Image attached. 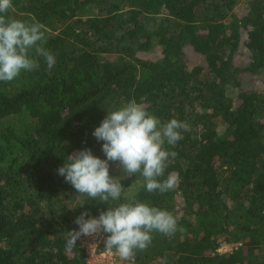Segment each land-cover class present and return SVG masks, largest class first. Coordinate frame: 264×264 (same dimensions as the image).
<instances>
[{
	"label": "trees",
	"instance_id": "1",
	"mask_svg": "<svg viewBox=\"0 0 264 264\" xmlns=\"http://www.w3.org/2000/svg\"><path fill=\"white\" fill-rule=\"evenodd\" d=\"M13 5L10 17L45 26L57 62L49 72L38 58V70L0 82V264H87L80 239L66 249L67 233L82 211L108 205L77 199L57 169L85 148L105 159L92 132L132 98L190 126L165 146L178 153L165 173L178 176L172 191L148 193L141 177L110 166L129 199L166 209L185 229L154 233L135 264H264V86L244 87L264 77V0ZM153 47L156 60L144 56Z\"/></svg>",
	"mask_w": 264,
	"mask_h": 264
},
{
	"label": "clouds",
	"instance_id": "2",
	"mask_svg": "<svg viewBox=\"0 0 264 264\" xmlns=\"http://www.w3.org/2000/svg\"><path fill=\"white\" fill-rule=\"evenodd\" d=\"M13 9V0H0V82L3 83L38 70V58L43 59L49 72L57 62L45 47V26L38 21L10 17ZM189 130L187 122L176 118L162 122L147 110L145 103H138L135 98L107 111L92 132L97 142H103L101 151L105 159L85 148L67 156L63 166L57 169V174L79 194L77 199L108 205L98 216L82 211L75 218L78 230L67 233L66 249L75 248L82 237L103 236L106 252L118 256L122 264H135L137 253L152 246L154 233L164 237L183 233L185 229L171 212L129 199L130 187L125 189L119 178L110 175V166H118L128 177H141L148 193H168L176 187L178 176L174 172L165 173L178 153L165 146L174 148ZM161 264H168L167 257L161 259Z\"/></svg>",
	"mask_w": 264,
	"mask_h": 264
},
{
	"label": "rangeland",
	"instance_id": "3",
	"mask_svg": "<svg viewBox=\"0 0 264 264\" xmlns=\"http://www.w3.org/2000/svg\"><path fill=\"white\" fill-rule=\"evenodd\" d=\"M240 6H244L242 3L239 4ZM190 52V51H189ZM145 57L152 59V60H156L159 56V52H158V48L153 47L149 52H147L146 54H144ZM195 56L191 53H189V60L191 61V63H196L195 61ZM240 61H244L243 59H241ZM242 63V62H241ZM264 86V77H259L257 78L255 81L250 82L249 80H247L246 82H244V87H253V88H260ZM94 238L93 237H84V244H82V246L86 247V250L88 252V250H92V248L95 247V242H94ZM91 247V248H90ZM231 249V246L229 245H222V247H220V250H222V252H228ZM116 264H122V262L120 261V259H116L115 261Z\"/></svg>",
	"mask_w": 264,
	"mask_h": 264
},
{
	"label": "built area",
	"instance_id": "4",
	"mask_svg": "<svg viewBox=\"0 0 264 264\" xmlns=\"http://www.w3.org/2000/svg\"><path fill=\"white\" fill-rule=\"evenodd\" d=\"M101 238H102V236H95L94 242L96 245L94 248H92V250L89 249L88 252L86 250V247L82 246V244H84V242H83L84 237H82L80 239L81 247L85 250V252L87 254V264H116L115 261H116V259H119L118 256L114 255L113 253L106 252V251H102V252L97 251V246H98ZM219 251H222V250L219 249Z\"/></svg>",
	"mask_w": 264,
	"mask_h": 264
}]
</instances>
